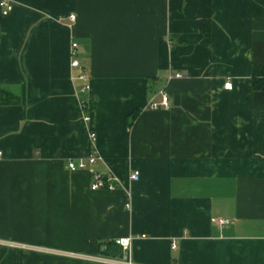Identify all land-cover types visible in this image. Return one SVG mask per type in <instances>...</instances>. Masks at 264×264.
Here are the masks:
<instances>
[{"label":"crops","instance_id":"1","mask_svg":"<svg viewBox=\"0 0 264 264\" xmlns=\"http://www.w3.org/2000/svg\"><path fill=\"white\" fill-rule=\"evenodd\" d=\"M6 1L0 264H264V0Z\"/></svg>","mask_w":264,"mask_h":264},{"label":"built area","instance_id":"2","mask_svg":"<svg viewBox=\"0 0 264 264\" xmlns=\"http://www.w3.org/2000/svg\"><path fill=\"white\" fill-rule=\"evenodd\" d=\"M0 6L5 8L4 14H7L8 11L6 9L7 7V1L6 0H0ZM71 20L75 19V16L70 17ZM77 43L72 44L71 48V65L73 67L79 66V59L77 55ZM183 74L180 72L175 73L172 75V78H180L182 77ZM83 77V76H82ZM225 88L226 89H232V83L227 82L225 83ZM161 101L160 102H150L149 103V108L151 109H168L170 104H169V96L167 92L163 91L161 93ZM92 141L94 142L95 140V135L91 134ZM100 159V157L97 155V153L93 150L88 157L87 160H81L78 163L74 161L69 162V168L71 170H78V169H88L89 167L95 165L97 161ZM140 176V172L138 170H135L131 173V179L132 180H137ZM91 177H92V182H91V189L92 190H99V189H113L115 188V183H114V178L113 177H107L106 175L95 171L91 170ZM218 224H227L229 223L228 220L226 219H217ZM132 237H122L118 238L114 241L116 245H118L122 251H123V256L122 257H112L108 255H82L80 256L81 258L87 260V261H93V262H98V263H104V264H137L132 260V255H131V246H132ZM20 247H25L24 245H18ZM173 247L175 248L176 245L173 244Z\"/></svg>","mask_w":264,"mask_h":264},{"label":"trees","instance_id":"3","mask_svg":"<svg viewBox=\"0 0 264 264\" xmlns=\"http://www.w3.org/2000/svg\"><path fill=\"white\" fill-rule=\"evenodd\" d=\"M252 79H253L252 80L253 89L256 91H264V64L254 65ZM0 94H1L0 102L2 103H18L20 101L18 96H16L15 94L9 91L0 89ZM134 116L135 115H133V117ZM116 246L119 247L118 245ZM118 254H120V251L117 253H114V255H118Z\"/></svg>","mask_w":264,"mask_h":264}]
</instances>
